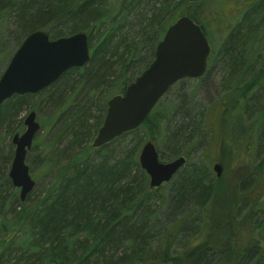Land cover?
Instances as JSON below:
<instances>
[{
	"label": "trees",
	"instance_id": "1",
	"mask_svg": "<svg viewBox=\"0 0 264 264\" xmlns=\"http://www.w3.org/2000/svg\"><path fill=\"white\" fill-rule=\"evenodd\" d=\"M213 1L219 0H0V11L14 13L16 30L11 35L18 43L35 29L45 30L52 39L84 31L91 52L83 67L68 69L42 91L14 95L0 105V130L12 137L22 130L21 114L32 106L31 99L41 92L49 95L53 87L48 107L51 115L41 122L55 138H43V149L51 151L41 165L51 168L62 161L45 194L28 202L30 193L24 201L19 199L5 161L0 159V264H264V246L258 233L264 224V199L255 210V216L261 213V221L249 224L250 235H254L243 241L236 236L237 226L244 220L239 216L243 197L237 189L228 196L218 195L222 187L209 162L205 166L185 161L170 181L156 188L148 186V176L138 162L142 137L136 133L143 127L154 143L163 122L171 126L170 135L176 142L182 138L185 143L190 141L187 110L177 118L179 105L163 114L155 109L173 86L192 78L169 87L140 126L100 147L91 146L107 100L123 93L147 67L167 26L186 15L206 34L202 17L212 9ZM241 14L240 21L222 39L215 63H226L229 83L243 79L255 82L253 93L235 107L253 109L255 119L245 127L238 112L236 121L241 124L232 130L237 135L254 128L251 155L262 154L256 165L261 173L264 65L257 59L261 55L256 44L264 26V0H251ZM254 37L255 68L253 53L247 55L245 47L249 43L251 48ZM73 74L77 78L69 92L84 91L85 96L63 102V84ZM247 85H235L231 92L242 90L244 95ZM249 99L252 102L248 105ZM179 102L184 103L183 99ZM58 142L62 147L53 149ZM170 152L187 158L173 147Z\"/></svg>",
	"mask_w": 264,
	"mask_h": 264
},
{
	"label": "rangeland",
	"instance_id": "2",
	"mask_svg": "<svg viewBox=\"0 0 264 264\" xmlns=\"http://www.w3.org/2000/svg\"><path fill=\"white\" fill-rule=\"evenodd\" d=\"M250 1L251 0L213 1L212 9L204 14L202 20L203 23H205V35L211 48V58L207 61L206 74L197 79L181 81L173 86V88L161 98L155 109V112H161V114H163L167 109L179 105L176 111L177 118L181 117L187 110L189 117H191V127L189 129L192 131L191 139L186 143L184 138L181 139L182 141L176 142L170 135L172 131L171 126L169 128L165 125V122H163L157 130V139L154 143L158 152L159 160L162 162L180 156L174 155L170 152V149L173 147L177 149L178 152L187 155L186 161L188 163H200L206 166L209 162L210 170H212V166L215 163L221 165V174L217 179H219L218 183L222 187V190L221 192L219 190L218 195L228 196L237 189L241 197H243L242 202L239 203V216L241 218L244 216V220L237 226L238 234L236 235L243 241H247L254 235H250L249 224L251 225L252 222L256 223L261 221V213L259 212L255 216V210L260 208L259 204L264 199V172L260 173L256 169V165L259 163L262 154L259 153L260 156L255 153L251 155L254 150V128H250V132H247L246 134H242L243 130H241V133L239 132L237 135H233L234 131L232 129L234 125L241 124L240 121H236L238 112V115H240L242 119V125L245 127L251 125L252 120L255 119V112L253 109H248L246 107H244V109L235 108L238 106V102L241 103L244 97L250 96V94L253 93L255 82L250 84L251 80L243 79L240 83L238 81L229 83V73L227 72L226 63L216 64L215 59L218 57L220 54L219 52L222 49V39L229 34L231 27L235 26L240 21V17L242 16L241 13L246 6H248ZM15 30L16 24L14 22L13 11L7 9L4 11L1 10L0 74L7 66L13 52L21 43H18L11 35ZM263 33L264 26L258 32L259 36L257 35V37H259V42L256 44V46L259 47L257 48V52L261 55L258 56L259 58L257 57V59L259 64L262 65H264ZM255 43L254 37V39H251V48L249 47V43L245 45L247 48L246 54L249 55L253 53L254 68ZM219 62L221 61L219 60ZM75 78H77V75L73 74L71 77H68V82L63 84V89L66 91L63 102L66 100L70 102L71 98L74 96L78 99H82L83 96H85L84 91L80 93L69 92L70 85L74 82ZM235 85H243V88L247 85L246 87L248 90L244 95L240 94V91L242 90H238V93H232L231 88ZM49 91L51 93H49L50 96L43 92L36 94V96L31 99L33 104L38 102L36 108H34L33 104L32 106L29 105L21 114L23 120L24 115L27 112L31 110L34 111L36 113V120L41 126L40 130L36 133L32 146L27 151L25 158L29 174L35 181L28 202L31 200L36 201L45 194L46 189L55 179L58 167L62 164V161H60V163L51 165V168L41 165V162L48 159L51 151L50 148L43 149L44 144H41L42 142L45 143L43 138L46 137V141L55 138L53 132L47 134V130L41 122V119L47 120L52 112L48 107L49 103L52 101L51 97L54 95L55 90L52 87ZM182 99L184 103L179 102V100ZM251 102L252 100L249 99L248 105ZM184 105L187 106L186 109ZM15 120H17V118ZM23 130L24 124L22 130L17 133H22ZM136 134V136L142 137V141L138 145L139 149L145 141L151 140L149 139L150 132L146 127L141 128ZM134 136L135 134L127 136L125 141L129 142L128 140ZM10 137L11 136H8L5 133L3 128L0 130V159L5 161L4 167L7 172L14 151V146L11 143L12 137ZM151 141L153 142V140ZM62 145L63 143L59 144L58 142L53 145V149H60L58 147H62ZM9 148L10 158H8ZM211 175H213V173ZM262 207H264V205ZM228 229H230V227ZM258 233H261L262 246H264V224L261 229L258 230Z\"/></svg>",
	"mask_w": 264,
	"mask_h": 264
},
{
	"label": "water",
	"instance_id": "3",
	"mask_svg": "<svg viewBox=\"0 0 264 264\" xmlns=\"http://www.w3.org/2000/svg\"><path fill=\"white\" fill-rule=\"evenodd\" d=\"M210 51L201 27L188 16H179L167 26L157 41L147 67L126 86L123 93L107 100L103 121L91 146L100 147L140 126L169 87L181 79H196L205 73ZM90 57L87 34L83 31L54 39L42 29L29 32L0 74V105L14 95L42 91L68 69L83 67ZM23 124L22 133H15L11 138L14 151L7 172L12 186L18 189L21 201L35 185L25 158L41 128L32 110L24 115ZM185 161L182 155L166 162L160 161L151 140L145 141L138 152V162L148 176L150 188L170 181ZM212 170L219 177L221 165L215 163Z\"/></svg>",
	"mask_w": 264,
	"mask_h": 264
},
{
	"label": "bare ground",
	"instance_id": "4",
	"mask_svg": "<svg viewBox=\"0 0 264 264\" xmlns=\"http://www.w3.org/2000/svg\"><path fill=\"white\" fill-rule=\"evenodd\" d=\"M84 32V31H83ZM86 33V32H85ZM87 34V33H86ZM39 123V122H38Z\"/></svg>",
	"mask_w": 264,
	"mask_h": 264
}]
</instances>
